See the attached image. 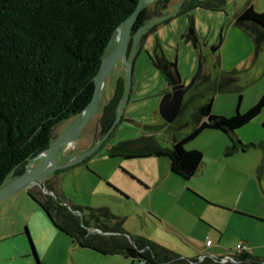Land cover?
I'll return each mask as SVG.
<instances>
[{"label": "trees", "instance_id": "obj_1", "mask_svg": "<svg viewBox=\"0 0 264 264\" xmlns=\"http://www.w3.org/2000/svg\"><path fill=\"white\" fill-rule=\"evenodd\" d=\"M139 1L0 0V188L23 175L29 162L52 145L57 128L88 107L110 42ZM188 3L187 10L195 7L222 10L223 4L221 0ZM146 14L144 7L134 31L142 25ZM235 24L253 39L256 52L260 53L264 49V13L256 11L252 2L248 3L236 15ZM238 74L236 70L223 72L212 80L208 75L202 77L200 72L194 88L195 92L199 91L192 100V103L198 101L195 126L184 137L175 138L172 148L154 143V138L147 136L121 142L110 149V156L166 157L171 172L189 180L202 170L204 154L185 146L204 130H219L228 135L231 144L225 151L226 156L254 147L241 143L234 132L262 113L264 97L244 113L237 111L231 117L213 114L214 96L240 90ZM125 88L126 82L120 77L113 98L104 107L103 136L117 119L126 96ZM202 90L209 95H202ZM258 146L264 151V143ZM258 173L259 177L264 174V157ZM46 187L52 191L50 183ZM29 195L47 212L55 226L82 247L123 254L148 264H191L147 238L134 237L130 241L124 219L107 207L87 208L86 215L80 217L62 205L60 198L41 197L32 190ZM75 209L82 211V208ZM89 228L112 234H92ZM239 259L251 260L246 252ZM200 264L217 263L210 260Z\"/></svg>", "mask_w": 264, "mask_h": 264}, {"label": "rangeland", "instance_id": "obj_2", "mask_svg": "<svg viewBox=\"0 0 264 264\" xmlns=\"http://www.w3.org/2000/svg\"><path fill=\"white\" fill-rule=\"evenodd\" d=\"M164 1L165 0H148L145 4V7L149 11V15L151 14V21L157 20L160 21V24L147 43H144L139 38L136 39L137 41L132 48L129 58V62L133 64L130 100L122 119L119 121L115 131L107 140L106 144L114 146L124 141L141 139L143 136L147 137L144 134L148 132L152 134L151 136L155 140L154 143H159V145L166 148H172L174 138L184 137L191 132L195 126L194 115L198 101L187 104L181 115L173 123H167L160 115V103L169 92V86L164 74L151 63L147 55V49L156 41V37H158L159 43L162 45V48L169 58H178V69L184 82L190 83L193 80L200 65H202V77L208 75L211 76L212 80L219 78L223 72H231L238 69V84L241 90L217 94L214 100L213 114H227L226 117H230L235 115L238 110L242 113L246 112L254 105H252L251 102L256 97L255 91L258 88L262 89L264 87V73H261L259 70L260 65L256 64L258 59L256 56L255 43L243 29L235 24L236 15L244 9L248 3H253L254 0H221L223 2L222 10H213L203 7H195L191 10H187L186 5L189 4L188 1L190 0ZM192 18L195 23L196 35L201 43V47L197 49L192 43L186 44L183 39ZM164 20H167V22H164ZM120 31L121 30L116 34L114 44H112L113 46L117 43V37ZM251 53H253L252 61L243 63L246 57ZM262 60L264 59H262L261 56L260 61ZM128 74L129 67L124 61H121L120 64L116 65L109 72L100 97V107L102 108L91 119L84 129L82 136L75 142L76 144L85 137H87L86 140L90 139L92 136L88 137V135H93V133H95L96 127L94 126L96 124L97 115L104 108L102 105L105 104V100L108 99L107 102H109L113 98L117 80L120 77L124 78L126 83L128 82ZM198 91L196 92L198 93ZM200 93H202V95H209L208 91L205 90H202ZM232 109L233 111H231ZM68 121L63 122L57 128L55 133L56 138L67 130L65 128L70 125ZM263 121L264 109L253 121L254 123H260V133H263ZM221 135L226 138L228 137L219 131L207 129L185 147L189 150L196 148L202 151L205 163L210 164L213 160V153L215 152L214 142H218L216 138L219 136L222 137ZM68 148V145L62 147L63 150L59 151L57 154L58 166L63 165V158L72 160L78 156L76 155L77 152L73 154V150L68 152V154H64ZM106 153H108L107 148L102 147L93 156L94 159L98 158L95 164H89L93 159L90 157L86 162H78L72 167L66 168L67 170L63 169V172H61L62 169L54 171L51 174V178L56 176L59 178L60 186L68 201L90 208H110L108 205H111L112 209H110L115 215L118 216L122 214V216H124L121 218L124 219L126 223V225H124L126 230L133 233L138 231V234L143 235L150 233V230L153 231L152 221L155 219L148 213L146 203L144 202L143 206H141L135 197H133L132 200H122L119 196H117L119 198H115L113 194L110 193L108 184L112 185L110 181L119 182L117 173L118 168L121 166H126V171L129 173L133 170L137 176L138 172H141L139 173L140 176H150V173L152 174L153 171H160V168L155 170L154 167L151 166H140L142 163L140 160L138 162H130L123 158L110 159L105 157ZM250 153L254 154L255 151L251 150ZM69 155H72V157ZM252 157L254 156L252 155ZM148 160L156 161L151 158ZM41 161L42 158L34 161L30 169L36 168ZM157 161H164L167 166V171L170 170L168 158L161 157ZM87 162L89 165L86 164ZM131 174L134 175L133 173ZM239 175H232V180H229L231 181V185H233L234 188L238 186L239 189L248 184L246 195H250L251 198L255 192L253 184L257 183L256 185H258L261 182L257 177L259 173L257 175L256 169L253 168L250 170L249 174L245 173L244 175ZM137 176L134 175L136 179L138 178ZM176 179L185 184V188L183 185H181V187L184 188L186 193L188 190L190 196V192L198 194L192 187H187L189 184L192 185L190 182H183L181 178ZM201 181L202 179H199L196 184L200 183V186H203L204 183H201ZM48 182H50V180L44 181L42 187L39 185H32L29 189L41 197L52 196L53 194L46 187ZM55 185L56 182L54 181V186ZM261 185L264 192V180H262ZM207 186L208 184L202 188L206 189ZM169 189V192L174 194L172 183ZM177 190H179V187L178 189L176 188V191ZM28 191V188L22 189L21 192L6 198L0 203V238L7 235L12 236L13 229L20 233L28 230L32 239L31 240L29 236H27L26 239L28 242L31 244V241H33L34 246L37 244L39 248H42L43 244L47 245L50 241H53L50 233L48 234L41 224V221L45 223L42 215L45 219L47 218L49 222L52 220L41 205L29 196ZM54 194L57 195V192H54ZM155 203L157 204V202ZM156 204H154V206H156ZM228 209L231 210V212H227L226 210H214V213L217 214L215 220L222 228L232 230L233 227L230 220L234 221V219L239 218L232 213V208ZM235 211H237L239 215L244 214L258 218L255 215L240 210ZM222 215H226V217L223 219ZM235 222L240 224L241 220ZM230 227L232 228L230 229ZM227 237L230 239V242H226L224 245L222 243L217 245L218 237H212L215 240L214 249L216 250L219 248L222 251V256H226L231 250L233 252L236 250L237 242L235 241L234 234L231 231H227ZM60 241L59 239L53 242L52 246H54L56 242L60 243ZM52 253L53 250H50V257H52ZM216 256L222 257L221 255Z\"/></svg>", "mask_w": 264, "mask_h": 264}, {"label": "crops", "instance_id": "obj_3", "mask_svg": "<svg viewBox=\"0 0 264 264\" xmlns=\"http://www.w3.org/2000/svg\"><path fill=\"white\" fill-rule=\"evenodd\" d=\"M253 6L256 11L264 13V0H254ZM256 56L258 59L256 64L260 65L259 70L261 73H264V60L260 61L261 56L262 59H264V49L260 53L256 52ZM252 59L253 53L247 56L243 63H249ZM236 71H238V69H236ZM255 94L256 97L251 102L252 105H255L262 97H264V87L262 89L258 88L255 91ZM216 96H214L213 105ZM107 101L108 99L105 100V104L102 105L103 107L106 106L108 103ZM101 108L102 107H100V109ZM231 111H233V109ZM222 115H225L224 117H226L227 114H221L219 116ZM101 117L102 111L97 115L96 124L94 126L96 127V131H94L95 133H93V135H88V137H92L88 140H86L87 137H85L79 141L78 144L74 143L69 146L64 154H68V152L73 150V154L77 152L76 155L79 156L96 145L103 136ZM74 121V119H71V121L69 120L68 124L70 125L65 129H68ZM253 121L245 125L246 127L243 126L245 128L241 127L242 129H237L234 132V135L244 145H255L254 147H250L244 151L239 150L231 156H226L225 151L231 144V141L229 137H227V140L226 137H223L222 135V137L219 136L216 138L218 142H214L215 152L213 153V160L211 163L206 164L204 159L202 170L189 180H185L179 176L171 177L176 175H174L171 170L167 171V166L164 161H157L159 157L132 159H127L122 156L111 157L109 151L112 147L117 145L113 146L105 143L102 147H105L108 150V153L105 154V157L107 158H123L130 162H138L140 160L142 161L140 166H151L154 167L155 170L160 168V171L158 170L157 172H152L151 170L152 174L150 173V176H140L139 173L141 172H138L137 176L133 170V172L130 171L138 177L136 179L134 175L126 171V166H121L118 168L117 173L119 182L106 180L112 183V185L108 184V187L110 188V193L113 194L115 198L120 197L122 200H132V198L135 197L141 206H143V203L145 202L148 213H150L155 219L152 221L153 231L150 230V233L146 235L138 234V231L136 232L137 234L130 232L126 230L124 226L126 237L130 241L131 238L134 237L147 238L173 251L179 258L190 261L191 264H200L210 260L217 264H264V192L261 185L262 180H264V174L261 177L258 175V170L264 157V151L258 146L260 143H264V127L262 129L263 133H260V123H254ZM219 132L228 136L222 131ZM144 135L151 136L152 134L147 132ZM174 140L175 138L173 141ZM251 150H254L255 153H250ZM72 155L69 156L72 157ZM252 155L254 157H252ZM93 156L91 158H93ZM149 158L153 160L155 159L156 161H149ZM97 159L98 158H93L89 164H95ZM69 161H71V159L63 158L62 164H66ZM86 164L89 165L88 162ZM253 168L256 169L257 177L261 182L258 185H256L257 183L253 184L255 192L250 198V195H246L248 184L242 187L244 189H238V186L234 188L229 180H232V175L237 176L239 174H249L250 170ZM51 177L52 176L49 175L47 180H50L48 183L52 186V191L50 192L53 195L46 197H53L54 199L60 198L62 199V205L67 206L74 214L80 217L86 215V209L90 207H83L68 201L63 193L62 187L60 186L59 178H57V176L54 178ZM176 178L183 179V182H190L192 185L188 183L189 185H187V187H192V189L200 195L190 192V196L188 190L187 193L184 190L185 184ZM199 179H202L201 183H204V187L208 184L206 189L202 188L203 186H200V183L196 184ZM51 180L56 182L55 186L54 181ZM171 183L173 185L174 194L169 192ZM181 185H183L184 188L181 187ZM178 187L179 190L176 191V188L178 189ZM27 188L31 191L29 189L30 187ZM19 192H21V190L11 196H14ZM54 192H57V195L54 194ZM155 202H157V204ZM154 204H156V206H154ZM108 206L112 209L111 205ZM75 208H82V211ZM228 208H232V213L239 218L234 219V221L230 220L233 227L232 230L222 228L215 220L217 214L214 213V210H226L227 212H231ZM235 210L255 215L258 218L244 214L239 215ZM118 217L124 216L120 214ZM224 217H226V215H222L223 219ZM42 218L47 225L42 223V221L41 224L44 226L45 231H47L48 234L50 233L53 241H50L47 245L43 244L42 248H39L36 242V246H34L33 241H31L30 244L26 239L27 236L31 239L28 230L20 233L13 229L12 236L7 235L0 238V264H148L123 254H109L97 249L82 247L71 235L59 229L52 221L49 222V220L47 218L45 219L43 215ZM237 220L238 222L241 220V223L238 224L235 222ZM124 225H126L125 221ZM232 227H230V229ZM88 231L92 234H112L104 233L92 228H89ZM227 231H231L234 234L235 241L237 242L236 250L235 252L231 250L226 256H222V251L219 248L216 250L214 249L215 240L212 237H218L217 245H220L221 243L224 245L226 242H230V239L227 237ZM59 239L61 240L60 243L56 242L54 246H52L53 242ZM208 241H212L211 246L207 245ZM238 245H245L248 247L249 250L246 253L249 256V259H251L250 261L239 259L242 252L238 250ZM50 250H53L52 257L49 255ZM216 255H221L222 257ZM224 259H227V261H224Z\"/></svg>", "mask_w": 264, "mask_h": 264}, {"label": "water", "instance_id": "obj_4", "mask_svg": "<svg viewBox=\"0 0 264 264\" xmlns=\"http://www.w3.org/2000/svg\"><path fill=\"white\" fill-rule=\"evenodd\" d=\"M147 1L148 0L139 1L136 10L121 25V31L117 37L116 47L113 51L110 52V54L104 55L101 68L95 79V92L88 107L84 110L83 113L77 115L73 124L61 136H59L58 138H54V142L47 150H45L29 162L23 175L11 180L0 188V203L14 193L32 185H39L42 187L43 182L46 181L49 175H51L54 171L58 169L61 170L69 168L77 164L78 162H83L84 160L92 157L110 138L112 133L115 131L119 121L122 119L125 109L130 100L133 72L132 65L127 59L129 43L134 32L135 24L139 20ZM116 34L117 33H115V35L113 36L109 47L112 46ZM185 37L186 44L192 43L196 49L199 47V40L195 32V23L193 18L191 19L190 26L188 28V34ZM156 41L157 48H161L163 52L158 37H156ZM121 58L124 59L126 65L129 67V74L127 82V93L119 109L117 119L115 120L109 132L96 145H94V147H92L82 155L73 158L70 162L58 166L57 154L59 153V151L66 145H73L80 138L82 132L89 124L91 119L100 110V97L105 84V80L109 72L114 68V66ZM155 67L165 75L172 87V91L168 92L162 99L159 111L160 115L167 123H173L177 119L181 111L186 93L193 86L200 75L202 65L199 66L195 77L189 85H186L182 79L181 73L178 69L177 57L175 62L171 63L169 62L166 54L163 52L161 58H156ZM40 158H42L40 164L36 168L30 169L32 163Z\"/></svg>", "mask_w": 264, "mask_h": 264}, {"label": "flooded vegetation", "instance_id": "obj_5", "mask_svg": "<svg viewBox=\"0 0 264 264\" xmlns=\"http://www.w3.org/2000/svg\"><path fill=\"white\" fill-rule=\"evenodd\" d=\"M151 18H152V17H151V14L149 15V11H148V9H147V14H146V16L144 17V21L142 22V25L139 27V29H137L136 31L133 32V35H132V37H131V40H130V43H129L128 55H127V59H128V61H129V58H130V56H131L132 48H133L135 42L137 41L136 39L139 38V39H141L144 43H147L148 40H149V38H151V36L154 35L153 33H155L154 31H156V28L159 26L160 21H157V20H155V21H151ZM148 20H150V21H148ZM164 22H165V20H164ZM187 34H188V30H187L186 34L183 36V39H184V40H186V37H185V36H186ZM116 45H117V43H116ZM116 45H114V46L112 45V46L110 47L109 51L107 52V55L110 54V52L114 50V48L116 47ZM198 45H199V47H201V43H200V42H199ZM161 46H162V45H161ZM162 49H163V48H162ZM163 52L165 53L164 49H163ZM163 52H162L161 48H157V41H154V43H152V44L150 45V48L147 49V55H148V57H149V60L151 61V63H153L154 66H155V64H156V58H161ZM165 54H166V53H165ZM166 56H167V55H166ZM167 58H168L169 62H171V63H174L175 60H176V58L172 59V58H169L168 56H167ZM121 61L123 62L124 59L121 58V59L117 62L116 65L120 64ZM124 63H125V61H124ZM122 64H123V63H122ZM116 65H115V66H116ZM131 65H133V64H131ZM169 65H170V64H169ZM115 66H114V67H115ZM159 71H160V70H159ZM164 76H165V75H164ZM166 79H167V78H166ZM197 80H198V78H197ZM197 80H196V82L193 84V86L189 89V91L186 93L185 98H184V102H183V106H182V108H181V111H180L178 117L181 115L182 111L186 108V105L192 103V100H194V97H195V95L197 94V92L194 91V88H195V86L197 85ZM117 81H118V80H117ZM167 83H168V86H169V92H171V91H172V87H171V85H170L168 79H167ZM184 83H185L186 85H189V84H190V83H187V82H184ZM205 85H206V84H205ZM125 89H126V93H127V83H126V88H125ZM131 92H132V91H131ZM103 114H104V108H103V110H102V116H103ZM178 117H177V118H178ZM101 118H102V117H101ZM103 137H104V136H102V137L100 138V140H101ZM100 140H99V141H100ZM99 141H98V142H99ZM98 142H97V143H98ZM97 143H96V144H97Z\"/></svg>", "mask_w": 264, "mask_h": 264}, {"label": "built area", "instance_id": "obj_6", "mask_svg": "<svg viewBox=\"0 0 264 264\" xmlns=\"http://www.w3.org/2000/svg\"><path fill=\"white\" fill-rule=\"evenodd\" d=\"M207 245H208V246H211V245H212V241H208V242H207ZM237 248H238V250L241 251V252H248V250H249L248 247L245 246V245H238ZM224 261H227V259H224Z\"/></svg>", "mask_w": 264, "mask_h": 264}, {"label": "bare ground", "instance_id": "obj_7", "mask_svg": "<svg viewBox=\"0 0 264 264\" xmlns=\"http://www.w3.org/2000/svg\"><path fill=\"white\" fill-rule=\"evenodd\" d=\"M54 164V163H53Z\"/></svg>", "mask_w": 264, "mask_h": 264}]
</instances>
